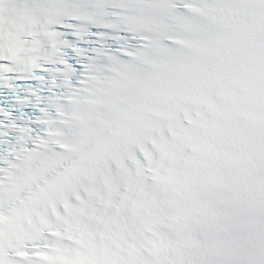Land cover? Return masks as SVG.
Instances as JSON below:
<instances>
[{"label":"snow or ice","instance_id":"snow-or-ice-1","mask_svg":"<svg viewBox=\"0 0 264 264\" xmlns=\"http://www.w3.org/2000/svg\"><path fill=\"white\" fill-rule=\"evenodd\" d=\"M0 264H264V0H0Z\"/></svg>","mask_w":264,"mask_h":264}]
</instances>
